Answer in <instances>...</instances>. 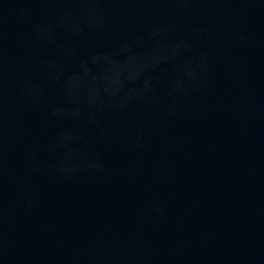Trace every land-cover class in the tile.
<instances>
[{
  "label": "water",
  "instance_id": "obj_1",
  "mask_svg": "<svg viewBox=\"0 0 264 264\" xmlns=\"http://www.w3.org/2000/svg\"><path fill=\"white\" fill-rule=\"evenodd\" d=\"M0 264H264V0H0Z\"/></svg>",
  "mask_w": 264,
  "mask_h": 264
}]
</instances>
